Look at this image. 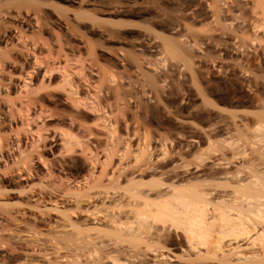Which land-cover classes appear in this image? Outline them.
<instances>
[{
    "label": "bare ground",
    "instance_id": "6f19581e",
    "mask_svg": "<svg viewBox=\"0 0 264 264\" xmlns=\"http://www.w3.org/2000/svg\"><path fill=\"white\" fill-rule=\"evenodd\" d=\"M174 3L180 7V11L176 14V20L169 23L167 27L172 34H178L182 40L178 39L174 43L171 40H166L160 46L153 40L144 38L140 42L133 43V46L138 48V51H141L142 47L148 49L153 58H158L165 53L169 57L184 60L186 64L184 61L183 63L191 72L186 70L189 75L186 74V77L184 75V79L187 84L193 87L198 79H195L196 75H194L196 70L192 69L195 67L193 66L194 57L192 60L186 57L188 61L186 58L184 59L183 56L186 55L181 51L182 48H179L181 45L178 47L176 43L183 42L184 47H186L185 44L188 45V50L193 49L192 51L195 50L198 53L214 50L218 54L217 56H224L219 58L220 60L225 57L228 60L224 59L227 62H225L226 66L221 65L223 68L220 66L218 72L223 73L225 70L226 73H229L235 81L236 90L231 92L227 88H223L225 84L224 86H215L214 84L212 87L210 83V86H207L208 95L206 94L207 89L206 93L200 92V94L197 88L202 84L201 80H198L194 90L198 91L200 97L204 94L206 97L204 95L200 102L196 103V96L191 92L193 87L188 88L192 90L189 91L187 99L185 97L184 118L180 117V121L187 125L186 131L184 134L177 135L175 141L173 139L172 142L170 141L171 143H168L157 133L148 131L135 134L126 130L129 133L121 138V143L117 144L118 148L112 141L116 130L111 129L114 125L112 123L103 124V129L107 131V143H103L105 147H96H101V151H97L98 149L92 151L89 146L86 148L84 146L85 152L90 151L89 156L85 153L87 164H84V161L80 163L76 159L79 153L75 151L77 149L75 147L83 142L78 139L79 137H76L73 130L76 127L75 118L68 120L66 123L69 126L68 129L67 127H57L51 131L48 139L54 140L51 143H56V141L60 143L59 154L63 156L58 161L57 171L64 173V179H68V176L71 175H78L77 179L74 177L73 185L66 184L67 186H65L58 182L59 185L56 183L58 186L51 184L54 186L47 185L48 188L45 185V190L41 189L42 191L36 192L33 188L35 184L33 183V187V184H29L35 173L29 166L31 164H27H33L34 157H29L31 161L28 158L25 159L22 152L28 149L22 150V148L24 145H30L41 149L37 146L38 143L40 141L45 143L46 136L44 137L41 132H46L48 127L44 126L45 117L42 116L49 113L51 120L54 110L48 109V111L42 105L39 106L40 99L38 98V101L32 96L38 95L39 92L41 94V90L44 92L45 88L48 90L49 84L45 85L43 80L49 75L51 68L50 66V69L46 67V64L44 73L40 74L39 83L32 84L33 86L30 85L29 79L32 72L25 74L24 79L22 77L23 87L29 92L26 91L25 98L22 96L20 98L19 95L15 97L16 99L23 98L21 102L18 100L20 104L18 107L15 105L19 110L17 117L22 119L23 128H28L24 125L26 126V123L29 122V112L36 109L32 118L39 119L41 123L35 131L30 132L28 138L22 141L20 139L16 143L18 147L21 145L20 148H17L23 159L16 156L18 161L15 156L11 157L10 153L8 154L10 158L6 157L10 162L4 159V165L10 164L11 167H5L6 170L3 167V174L0 172V208L3 211L0 209V227L4 225L3 218L9 216L7 224L5 223L6 226L11 225L8 224L9 221L12 224L14 222L12 227L20 230L23 228L19 224L22 222L21 220L19 222V214L22 212L18 214L12 211L13 213L9 214V210L6 211L10 205L15 207V203L12 205L7 199L9 196L6 198L7 193L12 194V192L7 191V186H4L5 183H13L12 181L14 184L25 182L24 187L20 186L21 188L18 187L16 190L21 194L24 191L31 194L28 199L31 203L28 201L24 203L22 200L24 205L22 202L18 205L31 208V211L32 209L37 210L38 214L47 213L48 217L53 212L57 216L46 218L44 214V218L42 215L38 217V214L35 215V212L34 214L31 212L28 215L29 218L31 217V221L29 219V224H27L24 212L22 219H25L26 224L24 221L21 224L27 225L24 227L26 235L23 237L22 232L13 234L23 237L15 236V240H13V235L10 236L17 244L14 245L13 241L9 243L10 237L5 239L2 237L4 234H0L5 239L0 237V241H6L3 242L4 244L0 243L1 245L8 242L7 245L15 246L14 249L11 248L12 245L0 248V264H12L9 261L7 263L8 258L4 259L9 251L6 247L18 251L17 254L25 253L23 260L19 259L20 263L19 260L13 259L14 264L16 262L18 264H172L170 263L171 258L176 260L173 264H264V0H174ZM135 5L134 0H129L127 3L116 5L115 9H131ZM20 13L18 15L22 14ZM24 17L28 19L27 16ZM30 17L31 21H35L37 18L36 15ZM181 19L187 20L189 25L186 26ZM28 21L30 22V20ZM200 23L212 27L211 29L208 27L209 30L205 26L206 29L200 27L205 29L202 32L206 34L207 31L215 33L221 29V37L219 39L216 37L215 42L212 39L215 37L213 34L201 36L202 34H199L201 32L196 30L200 35L197 37L194 35L196 32L193 29ZM219 24L221 25L216 28V25ZM26 25L29 24L26 23ZM32 26H35L34 23L31 24V28ZM21 29L16 32L17 36L23 37L24 31ZM21 31L22 34L19 35ZM6 40L5 45L9 47V43L7 44L9 41ZM19 40L21 42V39ZM17 42L19 41L17 40ZM24 45L25 43L22 47L25 49L27 44L25 47ZM22 47H20L21 50ZM7 49L9 51L6 50V52L8 51L10 54L12 50ZM24 49L23 51H25ZM27 52L25 53L27 54ZM208 54L210 55V53H207V57ZM191 55L193 56V54ZM188 56L190 57V55ZM9 57L5 52L0 54V70L2 69L3 72L7 71L12 61L15 62L13 58ZM221 61L223 62V60ZM222 62L218 63L222 64ZM67 75L62 76L64 85L66 82L68 83L66 85L68 87L67 96L64 100L56 99V103L68 101L70 102L69 106L73 105L75 108L82 105L83 107L85 98H80L81 95L77 92L78 87L76 89L73 82L67 81L69 80L66 79ZM146 75L148 74L146 73ZM150 76L153 75H148L146 78L150 79ZM224 78L226 77L224 76ZM85 80H82L83 83ZM109 80L114 82V80ZM159 80L161 81V78ZM124 83H126V79ZM128 83L131 84V81ZM89 85L92 84L89 83ZM203 85L201 88L199 86V90L203 88ZM50 86L52 85L50 84ZM117 86L120 89V86ZM204 88L206 87L204 86ZM119 89L114 88V90ZM203 89L202 92H204ZM29 93L30 96L33 95L27 98ZM195 93L197 92L195 91ZM198 93L196 95L199 97ZM20 94L22 95V91ZM120 96L121 93L115 98L119 100ZM182 101L184 102V100ZM86 102L88 101L85 100ZM87 104L89 106L86 105V109H90L88 111L98 112L96 110L99 108L98 105L95 107L94 104L92 106V103ZM13 105L9 106L14 107ZM9 109L11 110V108ZM206 109L210 115L204 119L201 114ZM12 110L14 109L12 108ZM173 119L177 121L175 117ZM21 129L22 127L17 130ZM89 132L91 133L88 129L86 134L90 136ZM109 143H113L112 147ZM0 146L2 147H0L1 160L7 154L6 152L2 154L5 145ZM9 147L4 149L8 150ZM31 147H29L30 151L28 150L30 154L34 149ZM10 150L8 152H12V149ZM38 152V161H41L42 154L40 155ZM76 153H78L77 156ZM82 153L83 150L79 157L82 156ZM100 154L103 156L100 157ZM0 169L2 170V168ZM6 178L11 179V182ZM17 192L16 194H18ZM3 207H5V211ZM16 207L18 206L16 205ZM4 213L6 216L1 217ZM12 227L10 226V229ZM14 228L11 230L15 231L16 228ZM17 229L15 232L18 231ZM4 230L3 233L7 232L5 228ZM41 237H46V239ZM249 241L251 249L254 247L259 249L246 252L237 251L242 247L239 243L245 242L246 244ZM5 248L8 250H6V254L2 252V249ZM176 250L179 253H176ZM15 251L10 250V255Z\"/></svg>",
    "mask_w": 264,
    "mask_h": 264
},
{
    "label": "rangeland",
    "instance_id": "374dc122",
    "mask_svg": "<svg viewBox=\"0 0 264 264\" xmlns=\"http://www.w3.org/2000/svg\"><path fill=\"white\" fill-rule=\"evenodd\" d=\"M128 1L129 0H0V39H2L0 40V52H1L0 54L5 52L8 54V56L13 58L15 61V62L12 61L7 71L5 70L6 73L5 71L3 72L2 69H1L2 71L0 70V145L2 146L3 144L5 145L3 146L2 154H4L5 152L7 154L4 156V158H1V160L3 159L2 161L0 160V168H2V170L0 169V172H2L1 174H3V171H4L3 167L4 169L5 167L6 168L11 167L9 166L10 164H6L8 167L4 165L5 164L4 159H6V157L10 158V156L12 157L13 155L15 157L17 156L19 159L20 158L23 159V157L25 156L24 157L25 159L26 158L29 159V157L31 156V157H34L33 159L34 163L33 164L27 163V164L28 165L31 164L29 166L32 167L31 169H33L35 176L31 179V181H29V184L30 185L33 183L35 184V186L33 184L32 187L34 186L33 188H35L34 190L36 192H39L41 189L45 190L44 188L45 185L46 186L51 185V184L57 185L58 182L59 184L62 183V185H65V186H67L68 184L73 185L75 183V180L73 179H75L76 176L78 175L68 176V179L69 177L71 179V180L70 179L68 180V179H64V173L62 174L60 171H57L58 161H60L61 156H63L59 154V150H60L59 144L60 143L58 141H56V143H51V141H54V140H50L48 139V137L51 134V131L55 130L57 127L58 128L67 127L68 129L69 126H67L66 123H68V120H71L74 118H75L74 120H75L76 127L73 130L75 132L76 137H79L78 139L83 142L82 144L81 143L79 144L80 146L78 145L77 147H75L77 148L75 149V151L76 152L78 151L79 153V154L76 153V156L78 154L76 159L80 163L81 161L82 162L84 161L83 162L84 164H87L86 163L87 158L85 159L86 157L85 153L87 155L90 152L89 150L88 151L86 150L87 152H85L84 146L85 148L86 146H89V148L92 149V151L93 149L94 150L98 149L97 151H101L100 150L101 147L102 146L105 147L103 143L105 144L107 143V138H106L107 131L103 129L104 127L103 124L109 125V123L110 124L112 123V125L115 126V127L112 126L111 129L113 128L114 130L116 129L114 132L113 138H112L113 143H115L116 145L118 143H121L120 142L121 138H124L125 135L129 132L130 133L134 132L135 134L142 133V132H148V131L151 133H157V135H160L162 138L166 139L168 143H171L172 142L171 140L173 139L175 141V137H177V135L179 136L182 133L184 134V132L186 131L187 125L183 121H180V117L184 118L183 115H185V107H186L185 101L187 99V95L189 94V91L192 90L188 88L193 87L192 85L187 84L184 79V75L186 77L187 75H189L187 73L190 72L186 68L185 61L183 60L185 63L184 64L183 61H181L182 60L181 58L180 59L172 58V57H169V55H166L165 53H163V55L159 56L158 58H153L148 49L142 47L141 51H138V48H135L133 46V43L140 42L144 38L151 39L157 44H159L160 46L163 45L164 41L166 40H169V41L171 40V42L173 43L176 42L178 39L182 40V38H180L178 34H172L168 30V27H167L169 23L176 20L177 18L176 14L180 11V7L174 3V0H134L136 5L131 9L130 8L125 9V10L115 9L116 5L124 4V3H127ZM240 4L243 5V3H240ZM19 13L22 16L18 15ZM31 15L37 16L35 21H31L30 19ZM17 16L19 18L20 17L22 18L19 19ZM23 16H27L26 18L28 19H25V17L23 18ZM28 20H30V22ZM181 20L186 26L189 25L187 24V20H184V19H181ZM25 22L29 25L27 26ZM30 23L32 25L34 23L35 26L34 27L32 26L31 28ZM220 25L221 24L216 25L217 26L216 28H218V26ZM204 26H205L204 24L202 25L200 23L199 25L195 26L197 29L194 27L193 30L195 32L196 30L201 32V33L198 32L199 34H202L201 36H206V35L208 36V35L213 34V36L215 37H213L212 39L215 42L217 39L221 37L220 36V34L222 33L221 29H219V31L215 33H208L207 31V34H206L205 32H202V30H205L206 28L210 26L206 25L205 26L206 28ZM200 27H203L205 29H202ZM211 28L212 27H210V29ZM18 29H21L22 31H24L23 34H22V31L19 32L20 33L19 35L22 34L24 38L21 36H17ZM15 34H16V37L18 38L15 37ZM199 34H197V32L194 33V35H197V37L200 36ZM216 37L218 38L216 39ZM5 39H7L6 41H9L7 42V44L9 43L8 44L9 47L5 45L6 44ZM19 39H21V42ZM17 40L20 43L17 42ZM22 42L25 43V45L27 44L26 47L28 49L27 50L28 52L26 51L25 45H24L25 49L22 47L23 45ZM176 44H178V47L181 45L179 48L180 49L182 48L181 51L185 53L186 55V56H183L184 59L187 57L188 59L190 58L192 60L194 57L193 66H195L196 68L193 67L192 69L194 71L196 70V72L193 71L194 75L196 76L198 75V77L195 76V79L198 78L197 81L201 80L200 81L201 84L202 85L204 84L203 88L204 86L206 87L204 89L202 88L204 90V92H202L201 91L202 89L199 90V86L200 88L202 87V85H199L200 84L199 83L198 84L199 86L197 88L199 93L200 92L206 93V89L210 86V83H211V86L212 85L214 86V84L215 86L216 85L224 86L225 84L223 88H227L231 92L236 90L237 86L235 84V81L232 77H230L229 73H226L225 70L224 71L222 70L223 73H226V74H223L220 72L221 76H219L220 73L218 72L219 70L218 68L221 65L223 67L226 66V63H227L226 61H228L225 59L226 57L221 59L223 60L222 62L219 58L224 57V56H217L218 54L214 50H210V51L205 50L206 54H205V51L203 52L200 51L201 53L200 52L198 53L195 50L192 51L193 49L188 50V45L185 44L187 48L184 47V45H182L184 44L183 42L181 44L180 43H176ZM20 47H22V50ZM7 48H9L10 51L12 50L10 54ZM23 49L25 51H23ZM6 50L8 51L6 52ZM25 52H27V54ZM190 53L193 54V56ZM207 53H210V55L208 54V57H207ZM187 54L190 55V57ZM34 55L35 56L39 55V56L35 58ZM203 55L205 56V59ZM214 59L217 61L215 62ZM224 59L226 61H224ZM37 60L40 63L39 62L37 63ZM218 62H222V64ZM33 63L36 65H34ZM195 63L197 64L195 65ZM45 65L46 67L49 68L50 66L51 68V69L49 68L51 70L50 72L51 74L49 73L48 75L49 78L48 76H46L47 78L45 77L43 80L44 83H46L45 85L49 84L48 90L45 88L43 89L44 92H42L41 90V94L39 92L38 95L34 94V96H32L33 94H31V96L35 99L36 98L40 99V102H38L39 106L42 105L44 108H46V110L48 109L50 111L54 110L56 113L53 111L54 115L53 117H51V120H50L49 113H46L44 114V116H42L43 118L44 117L46 118V120L44 118V121H45L44 126L47 125L48 127V130H46V132L45 131L44 133L41 132V134L44 135V137L46 136L45 143L43 141H40L37 145L41 147L42 150L39 147L38 148L40 149V151L39 149L31 147L30 145H24L23 146L24 148H22V150L28 149L30 151L29 147H31V149L34 148L33 149L34 151L32 150L30 154L28 150H24L25 152H22L23 157H20L22 154L18 152L19 151L18 148H20L21 145L20 147H18L16 146V143L20 139H21L20 141H22L28 138L29 135L31 134L30 132L35 131L41 122L37 118H32L34 117L33 113L35 112L36 109L31 108L32 110H30L29 112V116H30L29 122L26 123V126L24 125V127H28V128H23V126L21 125L22 119H19V117H17L19 116V113H17V111L19 112L17 107L20 105L18 100L21 102L23 98L16 99L15 97L19 95L18 97L22 96L25 98L27 95L26 91L28 89L26 88L24 89L23 87L24 82H22L25 77V74L32 72L29 78L31 81V84L30 82H28V84L33 86L39 83L38 81L40 78V74L44 73L43 70L44 68H46ZM33 66H34V69H32ZM201 66H204V67H201ZM207 70H208V73H207ZM146 73L148 75H153V76H150L151 78L148 77L150 79H147L146 77L148 75H146ZM63 75L64 76L67 75L66 79H69L67 81L73 82L74 83L73 85L74 86L76 85L75 86L76 89L78 87L77 92H79L78 94L81 95V96L79 95L80 98L81 97H82L81 99L85 98L83 101V104L85 105H83V107L82 105H79L74 108L73 105L69 106L70 102L68 101L65 103H56V99L64 100L65 96H67L66 90H68V87L66 85L68 83L66 82V85H64L65 82L62 81L64 80ZM224 76L226 78H224ZM128 77L130 80L128 79ZM158 77L161 78V81L159 80ZM85 79L87 80L90 79V80L87 83V80ZM109 79L114 80V82H111ZM125 79H126V83L131 81L132 85L128 83L131 85V86L129 85L130 87L128 86V84L124 83ZM82 80H85L84 81L85 83H83ZM155 80L159 82H156ZM197 81L196 83L193 84L194 87H195V84L197 87V83H198ZM89 83L92 85L88 86ZM50 84L52 86H50ZM117 85L120 86V89ZM21 86L23 87L24 91ZM64 87L67 89H65ZM194 87L191 92L194 93V95L196 96V99H197L196 103H199L200 99L204 95L205 97H206V94L208 95V89H207V93L204 95L202 94L203 96L200 97L201 95H199L197 90H194ZM114 88L119 89V90H114ZM20 90L22 91V95L20 94L21 93ZM120 90H123V91L120 92ZM195 91L198 93L200 98L196 95L197 93H195ZM23 92L25 93L23 94ZM115 93L117 94V96H119V94L121 93L120 97L121 98L123 97L122 100L120 97H119V100L118 98H115L117 97ZM8 95H9V98L11 96L10 99L8 98ZM31 96L29 93L27 98ZM13 97L15 99H12ZM181 99L184 100L185 103ZM6 100H8L9 102ZM85 100L88 102L85 103ZM87 103H92V106L93 104L94 106L98 105L99 108H96L98 112L88 111L90 109L88 110L86 109L87 108L86 105L89 106V104ZM9 105L11 106L13 105L14 107H10ZM15 105H17V107ZM9 108H11V110ZM12 108L16 111V113L14 110H12ZM206 111H204V113L201 114L202 115L201 117H203L204 119L208 117L207 115H210V112L208 111L206 112ZM12 113L13 115L15 113L14 117L13 115L11 116ZM205 113H209V114H205ZM70 116H72V118H70ZM174 117L175 119H177V121L173 119ZM20 118L22 117L20 116ZM102 120L104 123L102 122ZM19 126L22 127L21 130H17L20 128ZM88 129L89 131H91V133L89 132L90 136L86 134L88 132ZM126 130H128L129 132ZM92 134L93 136H91ZM24 142L26 143V141ZM112 144H110L111 146L110 145L109 146L112 147ZM115 144L114 146L117 147L118 145L116 146ZM44 146H45V149H43ZM99 146L101 147L96 148ZM7 147H9L8 149L9 151H11L10 149H12V152H8L7 149L6 150L4 149ZM13 150L17 152L13 153L14 152ZM35 150L39 151V152L37 151L38 154L40 155L42 154L43 161L42 160L38 161L39 155H37V152ZM80 150L81 151L83 150V153H82V156L79 157V155L81 154ZM28 152H29V155H28ZM9 153H10V156L8 155ZM102 156L103 155L100 154V157ZM17 157L16 159L18 160ZM9 158H7L8 160L6 159V161H9ZM28 159H27V162H29L30 160ZM7 180L10 181L11 179H7ZM63 180H66V181H63ZM12 182L13 183L4 184V186H7L6 187L7 191L9 190V192H12V194L7 193V195L6 194L5 195H6V198L7 196H9L7 199L10 200L9 201L11 202L10 204L13 205L15 203L14 204L15 207L10 205V208L11 207L14 208V209L11 208V211H10V208L6 206L7 207L6 211L9 210L8 212L9 214L12 211L18 214L19 212H22L23 214L22 213L19 214L21 219L18 216L19 222L20 220L22 222L24 221V223L27 221L26 223L29 224L28 220L30 219L31 221V217L29 218L28 215H30L31 212L33 214L35 212V215H36L38 214V211L37 210L35 211L34 209H32L31 211V208L28 209V207H26L27 208L26 209L24 206H22L24 205L25 201H28L29 203H31V201L28 200L31 194L26 193L27 191H24V193L22 194L21 192L20 193L17 192L18 187L21 188L25 186V182L17 183V184L16 183L14 184V181ZM54 185H51V186H54ZM16 192L20 196L16 194ZM22 200L24 203L22 202ZM21 202H22V205H18V203L21 204ZM16 205L19 208L21 207L23 208H21L19 211V208L16 207ZM4 208L5 207H3V209ZM17 209H18V212H17ZM22 215L25 216L24 218L26 219V221L24 218L22 219ZM38 215H37L38 217H41L40 215L42 214L39 213ZM47 215H46V218L48 217ZM5 216L6 215L4 213L3 216L1 217H5ZM55 216H57V214L53 212L48 218H52ZM8 217H5L6 220L3 218L2 223L4 221L5 222L3 223L4 225L2 224L3 227H0V230L2 231L0 234H4L5 236L0 235V237L2 236L5 239H7L13 234H21L20 232H22L21 235L24 237L26 235V232L24 229V227L27 226V225L25 226L26 223L21 224L22 222H20L19 224L20 226L22 225L23 228H21L20 230L15 227L18 230L17 232H15L16 229L14 228V226L12 227L14 222L12 224V223H9L8 221V224L9 225L11 224L10 226L14 228L15 231H12L13 229L11 228L12 229L11 230L10 226H6L7 224L6 221L9 220ZM43 217L45 218V216ZM4 228L6 229L7 232L3 233ZM15 236L13 240H15L16 237L18 238L21 237V236L19 237V235H17L16 237ZM2 237L1 239H3ZM41 238L46 239V237H41ZM10 240L11 241H9V243H12L13 241L12 237H10ZM1 241L0 243L6 242V241H3V242ZM16 241H20V240H16ZM13 243L14 245L17 244V242L15 241H13ZM3 244L2 245L0 244L1 245L0 248H4L5 245L8 244V242L5 245ZM239 244L240 246H242L241 248H239V250H237L239 252H242V251L246 252L248 250L250 251V250L259 249L258 247H254L251 249V247H249L250 241L247 242L246 244L245 242H242ZM9 245H12V244H9ZM14 245L11 246V248L13 247L12 249H14L15 247ZM6 248H8L9 251L10 250L15 251V250L10 249L9 247H6ZM6 248L2 249V252L4 254H6V252L8 251ZM9 251L7 252L6 257L4 258V259L8 258L7 263L9 261V263L11 262L12 264H14L12 262L13 259L18 261L21 258L23 260V256H25L24 252H23L24 254H17L18 251L13 252V254L15 253L14 256L11 253L12 255L11 256ZM175 252L179 253V251L177 250ZM20 260L18 261L19 263L22 261ZM174 261H176L175 258H171L170 263L173 264L175 263ZM18 262H16L15 264H18Z\"/></svg>",
    "mask_w": 264,
    "mask_h": 264
}]
</instances>
